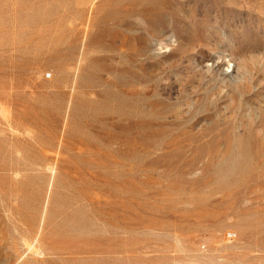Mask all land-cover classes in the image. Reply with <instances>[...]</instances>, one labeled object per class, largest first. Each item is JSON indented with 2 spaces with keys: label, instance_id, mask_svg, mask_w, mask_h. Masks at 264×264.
Instances as JSON below:
<instances>
[{
  "label": "rangeland",
  "instance_id": "obj_1",
  "mask_svg": "<svg viewBox=\"0 0 264 264\" xmlns=\"http://www.w3.org/2000/svg\"><path fill=\"white\" fill-rule=\"evenodd\" d=\"M0 264H264V0H0Z\"/></svg>",
  "mask_w": 264,
  "mask_h": 264
}]
</instances>
